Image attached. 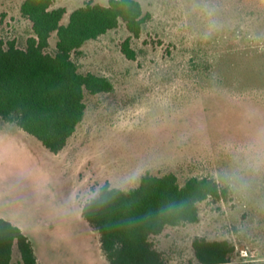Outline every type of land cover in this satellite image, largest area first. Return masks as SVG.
<instances>
[{"label":"rangeland","instance_id":"rangeland-1","mask_svg":"<svg viewBox=\"0 0 264 264\" xmlns=\"http://www.w3.org/2000/svg\"><path fill=\"white\" fill-rule=\"evenodd\" d=\"M86 1L55 0L62 24ZM138 1L150 18L131 39L135 60L121 51L123 23L74 57L114 91L86 94L84 120L61 154L0 122V217L20 226L40 264H107L96 231L79 223L100 186L128 190L146 172L174 173L181 184L210 176L230 188L229 200L202 202L198 223L152 241L168 264H197L195 237L232 242L230 264H264V0ZM22 2L0 0V41L26 48L34 34Z\"/></svg>","mask_w":264,"mask_h":264},{"label":"trees","instance_id":"trees-1","mask_svg":"<svg viewBox=\"0 0 264 264\" xmlns=\"http://www.w3.org/2000/svg\"><path fill=\"white\" fill-rule=\"evenodd\" d=\"M55 0H23L20 12L32 24L26 48L0 41V122L13 124L37 139L53 154L61 152L83 122L86 94L114 91L112 81L81 73L74 57L82 47L123 23L130 33L122 53L135 60L131 39L138 38L150 18L138 0H109L107 5L86 1L62 24L64 7ZM56 45L50 51V39ZM264 57V55H263ZM230 188L214 177H190L183 184L174 173L146 172L128 190L108 182L81 205L82 218L98 233L108 264H168L152 237L167 227L199 222V204L227 201ZM20 264H38L30 238L11 221L0 218V264H12L14 249ZM197 264H230L236 246L228 240L195 237Z\"/></svg>","mask_w":264,"mask_h":264},{"label":"crops","instance_id":"crops-1","mask_svg":"<svg viewBox=\"0 0 264 264\" xmlns=\"http://www.w3.org/2000/svg\"><path fill=\"white\" fill-rule=\"evenodd\" d=\"M10 126H13V127H17V126H15V125H13V124H6V128H8V127H10ZM18 128V127H17ZM19 129V128H18ZM24 132V131H23ZM72 138V137H71ZM70 138V139H71ZM69 139V140H70ZM68 143H69V141H68ZM68 145V144H67ZM67 147V146H66ZM65 147V148H66ZM65 148L61 151V152H63L64 150H65ZM61 152H59L58 154H55L56 156H58L59 154H61ZM72 197H73V200H74V192L72 191ZM79 210H80V212H79V223H84L85 225H87V226H90L83 218H82V216H81V208H79ZM1 218V217H0ZM15 225H17V226H19L18 224H15ZM20 227V226H19ZM23 231V230H22ZM24 232V231H23ZM95 234H96V236H97V239H98V241H99V235H98V233L97 232H95ZM34 246V245H33ZM99 246H100V241H99ZM101 248V247H100ZM35 250V249H34ZM35 253H36V251H35ZM101 254H102V251H101ZM36 255H37V253H36ZM102 257L101 258H103L105 261H106V259H105V257H104V255L102 254L101 255ZM15 257L17 258V259H19L20 260V255H19V252H18V250H17V248H15L14 249V253H13V259H15ZM37 258H38V255H37ZM106 263L108 264V262L106 261ZM38 264H40V261H39V258H38Z\"/></svg>","mask_w":264,"mask_h":264}]
</instances>
